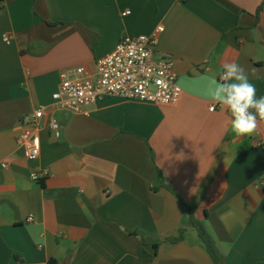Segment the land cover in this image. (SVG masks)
<instances>
[{"label":"crops","instance_id":"obj_1","mask_svg":"<svg viewBox=\"0 0 264 264\" xmlns=\"http://www.w3.org/2000/svg\"><path fill=\"white\" fill-rule=\"evenodd\" d=\"M160 26L155 59H173L178 104L107 97L88 114L56 107L65 73L84 68L94 80L123 37ZM226 61L264 95V0H0V264H148L144 241L150 264H214L186 206L222 264H264V122L235 138L204 86ZM39 108L33 163L18 137ZM42 168L49 177L33 182ZM181 229L184 240L169 242Z\"/></svg>","mask_w":264,"mask_h":264},{"label":"built area","instance_id":"obj_2","mask_svg":"<svg viewBox=\"0 0 264 264\" xmlns=\"http://www.w3.org/2000/svg\"><path fill=\"white\" fill-rule=\"evenodd\" d=\"M128 14L130 11L124 13ZM163 32L164 27L160 26L151 36L123 37L112 54L97 60L94 80L84 78V68L65 73L56 96V107L74 114H88L91 106L107 97L164 105L178 104L183 90L177 81L173 59H155L159 35ZM3 38L10 44V36L4 35ZM210 110L215 111L216 106H212ZM44 117L45 109L39 108L20 124L18 143L29 162L35 163L41 156L39 132L43 127ZM49 128L56 138L60 137L61 129L55 120L49 122ZM259 145L264 147V139ZM0 166L8 167L1 160ZM49 175V170L42 168L32 171L30 178L35 183H41ZM261 185H264V182ZM32 221L34 217L30 216L28 222Z\"/></svg>","mask_w":264,"mask_h":264},{"label":"clouds","instance_id":"obj_3","mask_svg":"<svg viewBox=\"0 0 264 264\" xmlns=\"http://www.w3.org/2000/svg\"><path fill=\"white\" fill-rule=\"evenodd\" d=\"M221 67L223 71L219 80L203 78L207 95L230 113L235 138L251 135L264 122V95H257L249 73L237 62L226 61Z\"/></svg>","mask_w":264,"mask_h":264},{"label":"trees","instance_id":"obj_4","mask_svg":"<svg viewBox=\"0 0 264 264\" xmlns=\"http://www.w3.org/2000/svg\"><path fill=\"white\" fill-rule=\"evenodd\" d=\"M166 188L171 191L174 192V190L169 187L166 186ZM187 212L189 214L190 217V221L193 225V227L197 230V233L199 235V238L201 239L202 243L205 246V249L207 250L208 254L210 255L212 261L214 264H222L223 262V257L221 254V251L219 250L217 243L215 241V239L213 238V236L209 233L207 227L205 226V223L203 221L197 220L194 217V209L186 206ZM184 229H181L179 232V235L177 237L174 238H170L168 241L171 243H177L179 241L184 240ZM150 245L149 242L144 241L143 246L140 249V259L145 262V263H153V261L155 260V255H151L147 250L146 247ZM155 249H158V245L154 244L153 245ZM51 264H56L54 261L51 262Z\"/></svg>","mask_w":264,"mask_h":264}]
</instances>
